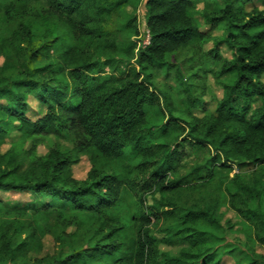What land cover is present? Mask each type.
Wrapping results in <instances>:
<instances>
[{
    "label": "trees",
    "instance_id": "16d2710c",
    "mask_svg": "<svg viewBox=\"0 0 264 264\" xmlns=\"http://www.w3.org/2000/svg\"><path fill=\"white\" fill-rule=\"evenodd\" d=\"M131 1L0 0V190L38 196L14 208L0 198L12 217L0 221V264H220L202 224L224 219V199L253 227L247 238L264 246V8L203 0L198 12L195 0H147L150 39L136 51V17L116 26ZM210 74L223 88L212 110L202 104ZM161 75L179 88L153 91ZM28 96L44 108L36 119ZM10 130L55 142L43 155L35 145L3 151ZM186 148L202 160L181 164ZM82 156L90 170L80 180ZM138 187L159 197L147 209L141 199L126 218L121 207ZM48 197L71 205L54 223ZM46 236L56 248L39 256ZM251 254L236 264H259L263 256Z\"/></svg>",
    "mask_w": 264,
    "mask_h": 264
},
{
    "label": "rangeland",
    "instance_id": "374dc122",
    "mask_svg": "<svg viewBox=\"0 0 264 264\" xmlns=\"http://www.w3.org/2000/svg\"><path fill=\"white\" fill-rule=\"evenodd\" d=\"M197 4L198 12H202L204 9V1L203 0H195ZM146 3L147 0H132L129 5L123 8V13H120L118 18L116 19V26L120 28L123 26L126 20V15L136 17V24L138 27L139 34L137 36L132 37V39L137 43V50L142 49L146 44L149 43L150 35L147 29L146 23ZM36 8H43L47 7L48 4L46 2H35L34 4ZM254 6H259L264 8V5L259 0H255L248 4V10H251ZM126 14V15H125ZM201 29L208 30L210 25L205 23L204 19L198 15L197 16ZM214 35H221V30H215ZM123 36V31L122 34ZM213 46V42H209L205 45L204 49L207 50ZM220 51L223 57L230 58L231 52L225 44L220 43ZM101 54L102 59L105 58V53L98 52ZM41 58H45L42 56ZM185 56L181 54L179 56V60L176 63L183 62ZM4 63V57L0 55V66ZM133 65H135L134 61H131ZM186 62L182 64V73H185L184 67L186 68ZM126 65H122V68H128ZM220 64L211 65V70L216 71L219 68ZM196 67L194 68V70ZM106 73H113L114 69L110 66L104 67ZM193 71V70H191ZM190 72V71H189ZM188 72V73H189ZM174 74V71H173ZM186 74V73H185ZM187 75V74H186ZM157 85H152L151 88L153 91L156 90V87L160 88L161 91H168V95L171 93L168 89L172 86L174 89H178V83L174 78L168 79L165 75H161L156 83ZM156 92V91H155ZM223 95V88L222 86L215 80L214 76L210 74L208 79V89L207 93L204 96V102L202 103L205 109L212 110L215 107L217 100H219ZM162 99V96L160 97ZM163 101V100H162ZM161 101V102H162ZM28 104V116L31 119H36L44 110L43 106L31 96H28L27 99ZM256 106V105H255ZM178 114V113H177ZM199 114H202L199 112ZM53 138L49 137H36L33 139H26L21 134H18L14 130H10V132L5 137L4 143L2 144V150H7L10 147L14 146L19 151L23 149L30 148L32 146H36L37 153L40 155L45 154L50 147H52L54 143ZM182 149V148H181ZM195 155L193 151L189 148H186L185 153L181 159V164L186 163L188 167L200 162L202 157L199 160L193 161ZM90 170V162L88 156H82L79 163L74 166V174L78 179H84L87 176L88 171ZM227 171V170H225ZM230 175L238 172V167L234 164H231ZM154 189L151 192H146L141 189V187L136 188V190L128 196L126 202L122 205V210L124 216L132 215L138 210H141L140 202L141 199L144 201L145 209L153 206L155 198L158 199V195L154 196L153 193ZM0 198L4 202L5 205L10 206L12 208L24 206L31 202H38V196L32 191H3L0 190ZM44 202L52 204V208L50 212V221L54 223V219L57 215V212L63 208H71V205L67 203L65 200L61 198H45ZM220 211L224 215V219H221L220 223L215 225H211L208 223L202 224V229L209 232V234L213 238L212 246L217 248L218 256L220 259V264H236L238 260H243L244 262L249 261L252 258L251 250L253 249L255 253L260 254L263 258H258L259 264H264V246L259 244L257 241H250L247 238V235L253 232V227L245 221L235 210H233L226 199H224L220 205ZM146 213V210L144 211ZM149 216L155 221V218L152 213H148ZM12 217L8 216L5 217L3 215V209L0 208V221L2 220H10ZM140 218V216H139ZM27 221H31V215L27 216ZM153 221V222H154ZM157 224V221H156ZM155 229L153 230L152 234L157 238H162L161 234L158 232V229L153 226ZM75 230V227H71L69 232ZM44 248L41 251L39 256L45 255L47 253H53L56 246L52 237L46 236L44 238ZM181 246L176 247H169L164 244H161V248L164 251L170 250L172 253H176Z\"/></svg>",
    "mask_w": 264,
    "mask_h": 264
}]
</instances>
